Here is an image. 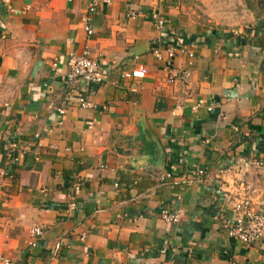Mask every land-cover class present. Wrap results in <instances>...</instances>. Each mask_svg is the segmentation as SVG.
Returning <instances> with one entry per match:
<instances>
[{
  "label": "crops",
  "instance_id": "0c3cea01",
  "mask_svg": "<svg viewBox=\"0 0 264 264\" xmlns=\"http://www.w3.org/2000/svg\"><path fill=\"white\" fill-rule=\"evenodd\" d=\"M198 1L215 28L181 0H0V255L11 264H264L262 243L234 241L225 226L255 182L252 162L264 165V3L227 23L213 9L226 0ZM183 47L195 52L189 78L170 84L166 69L187 67ZM84 49L103 83H67L68 58ZM137 65L144 79L122 78ZM166 209L183 210L177 225Z\"/></svg>",
  "mask_w": 264,
  "mask_h": 264
},
{
  "label": "built area",
  "instance_id": "2783aa9c",
  "mask_svg": "<svg viewBox=\"0 0 264 264\" xmlns=\"http://www.w3.org/2000/svg\"><path fill=\"white\" fill-rule=\"evenodd\" d=\"M109 3L110 0H105ZM95 8L93 4H90L87 10L86 15L83 17V30L87 38H90L93 35V30L89 24L90 18L94 13ZM129 17L135 18L138 16L137 12H129ZM164 20L157 21V27L160 28L164 25ZM179 53L183 54L186 57V69L178 71L175 69H166V80L168 83L173 84L177 81L185 82L190 75V69L192 68L193 61L195 58V52L193 47H183L179 49ZM169 57H173L174 53L169 51ZM154 57L157 60L162 59L160 52L156 51ZM147 75V69L143 65H137L129 71L122 73L123 79H136L142 80ZM106 77L103 71L101 70L97 61L89 57L88 49L80 55L71 54L67 62V74L66 81L69 84L76 83H86V84H101L105 81ZM79 104L81 108L88 109L92 108V104L84 99H79ZM50 103V107L52 108ZM200 105H196L192 108L193 111L198 110ZM211 110V108H208ZM58 115L61 117L64 114V110L57 109ZM204 144H209V139L204 140ZM17 144L14 142L9 143L8 149L6 152L7 161L16 162L18 160ZM252 164L254 167L259 170L255 175V182H250L245 187V194L234 203L233 211L237 214L235 221L232 225L226 223L227 235L230 239L240 242L243 245H251L253 243H262L264 245V200L255 202L252 198L253 195L257 194L259 189V176L264 178V165L260 161H253ZM219 176L223 177L230 174L233 171L232 167H220L218 168ZM193 177L200 183L203 182L205 171L199 168L192 170ZM159 182H166L173 180L174 175L171 172H161L156 175ZM74 189L77 191L79 189V184L74 185ZM42 193H46L45 190H42ZM76 207L75 201L72 200L69 204L70 210H74ZM161 219L168 224L177 225L182 216L183 210L181 209H166L160 213ZM31 240L28 242L30 247L34 246V239L42 236V230L38 226L32 227L28 232ZM83 236L81 240H83ZM0 264H11L10 260L5 258L3 255H0Z\"/></svg>",
  "mask_w": 264,
  "mask_h": 264
},
{
  "label": "rangeland",
  "instance_id": "374dc122",
  "mask_svg": "<svg viewBox=\"0 0 264 264\" xmlns=\"http://www.w3.org/2000/svg\"><path fill=\"white\" fill-rule=\"evenodd\" d=\"M175 1H180V0H175ZM238 1L239 0H226L227 4L229 5H225L221 8H213L214 10H216L218 12V14L225 16L227 23H233L236 20H238L243 14L244 12L242 10H248L251 12H255L258 13L259 11L263 10L262 5L259 3L260 0H244L245 1V9L241 8L238 5ZM172 2V0H171ZM182 3H186L187 6L185 5V7L192 9L195 13V15L200 16V21H202L203 25L206 28H209L210 26H212V28H215V26L213 24L207 23V19L205 18V8L204 6H202V4L199 3L198 0H181ZM187 8H185L187 10ZM201 23V22H200ZM224 26V25H223ZM231 28H235V26L233 24L229 25ZM226 27V26H224Z\"/></svg>",
  "mask_w": 264,
  "mask_h": 264
},
{
  "label": "trees",
  "instance_id": "16d2710c",
  "mask_svg": "<svg viewBox=\"0 0 264 264\" xmlns=\"http://www.w3.org/2000/svg\"><path fill=\"white\" fill-rule=\"evenodd\" d=\"M259 3H260V4H263L264 1H263V0H260ZM250 30H251V29H248V30L245 31V32H246V33H250ZM257 31H258L257 29H252V32H254L255 34L258 33ZM193 39H194V38H191V39H189V40H185V42L189 43V42L193 41Z\"/></svg>",
  "mask_w": 264,
  "mask_h": 264
}]
</instances>
